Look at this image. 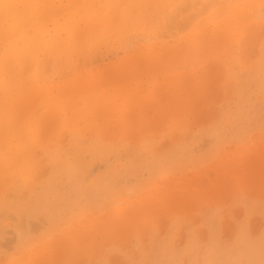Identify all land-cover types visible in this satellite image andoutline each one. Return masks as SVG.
Here are the masks:
<instances>
[{"label": "rangeland", "instance_id": "obj_1", "mask_svg": "<svg viewBox=\"0 0 264 264\" xmlns=\"http://www.w3.org/2000/svg\"><path fill=\"white\" fill-rule=\"evenodd\" d=\"M0 11V264H264V0Z\"/></svg>", "mask_w": 264, "mask_h": 264}, {"label": "bare ground", "instance_id": "obj_2", "mask_svg": "<svg viewBox=\"0 0 264 264\" xmlns=\"http://www.w3.org/2000/svg\"><path fill=\"white\" fill-rule=\"evenodd\" d=\"M174 1H175V0H174ZM211 1H212V0H211ZM113 3H114V2H113ZM12 4H13V3H12ZM134 4H135V3H134ZM163 4H164V3H163ZM168 5H169V4H168ZM10 7H11V6H10ZM12 7H13V6H12ZM12 7H11V8H12ZM22 7H24V6H22ZM18 8H19V7H18ZM173 8H174V7H173ZM8 11H9V10H7V12H8ZM176 11H177V10H176ZM4 12H5V11H4ZM7 12H6V14H8ZM0 14H1V11H0ZM6 18H7V17H6ZM26 23H27V22H26ZM24 26H25V25H24ZM24 26H22V27H24ZM8 29H9V28H8ZM8 29L4 31V32H6L5 34H8V35H7V38L10 37V35H11V36L13 35V32H12V33H11V32H10V33L7 32ZM9 30H10V29H9ZM14 30H15V32H14V34H15V33H16V30L18 31V29H13V31H14ZM33 32H34V31H33ZM2 33H3V32H2ZM99 35H100V34H99ZM3 37H4V36H2V38H3ZM5 37H6V36H5ZM2 40H5V39H2ZM31 63H32V62H31ZM6 64H7V63H6ZM9 65H10V64H9ZM9 69H12V68H9ZM241 74H242V73H241ZM3 93H4V92H3ZM11 112H12V111H11ZM16 112H17V111H16ZM9 113H10V112H9ZM6 115H7V114H6ZM31 230H33L32 227H31ZM30 232H31V231H30ZM17 234H18V233H17ZM13 237H14V236H13ZM11 238H12V237H11ZM11 238H9V239H10L9 241H11ZM5 239H6V237H5ZM5 239H4V240H5ZM7 242H8V241H7ZM2 243H4V242H0V245H1ZM12 243H13V242H12ZM6 245H8V244H6ZM3 246H4V245H3ZM20 247H21V246H20ZM49 252H50V251H49ZM33 255H34V254H33ZM101 257H102V256H101Z\"/></svg>", "mask_w": 264, "mask_h": 264}]
</instances>
